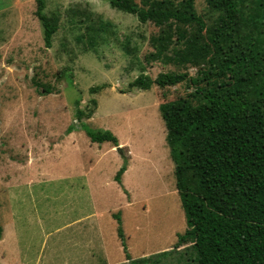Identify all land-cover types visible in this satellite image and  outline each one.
I'll use <instances>...</instances> for the list:
<instances>
[{"label":"rangeland","instance_id":"rangeland-1","mask_svg":"<svg viewBox=\"0 0 264 264\" xmlns=\"http://www.w3.org/2000/svg\"><path fill=\"white\" fill-rule=\"evenodd\" d=\"M165 1L173 8L189 4L206 27L219 15L207 0ZM45 2V14L59 25L48 49L35 0H0V264H127L125 253L135 260L172 250L186 222L158 105L189 91L184 85L129 90L128 84L142 73L195 78L201 65L149 56L169 38L182 48L171 37L182 33L190 35L191 51H204L203 33L142 23L108 0ZM83 18L105 25L91 48ZM242 21L232 36L260 48L264 24L249 34L245 28L253 23L247 16ZM39 85L51 92L40 93ZM86 129L111 132L117 146L91 142ZM121 155L128 162L122 186L114 181Z\"/></svg>","mask_w":264,"mask_h":264},{"label":"trees","instance_id":"trees-1","mask_svg":"<svg viewBox=\"0 0 264 264\" xmlns=\"http://www.w3.org/2000/svg\"><path fill=\"white\" fill-rule=\"evenodd\" d=\"M45 1L35 0L34 15L48 49L59 25L45 14ZM207 1L219 13L211 27L189 4L173 8L164 5L165 0L144 5L108 0L112 9L132 14L142 23L196 29L208 45L204 51H191L185 41L190 35L172 34L174 45L183 47L176 49L169 38L165 44L157 43L158 51L149 59L201 65L196 77L170 71L153 79L142 73L128 84L129 90L184 85L189 92L158 105L186 229L177 234L172 250L135 260L125 253L127 264H264V38L259 48L256 42L232 36L245 16L247 24L253 23L245 30L257 33L264 24V0ZM84 21L90 22L91 48L94 35L105 31V25L96 28L91 20ZM169 50L174 58L165 54ZM39 87L40 93L51 92L50 87ZM76 115L80 118L83 113L77 109ZM85 133L91 142L118 144L109 131L86 129ZM121 158L123 164L114 176L120 186L128 166L125 156ZM117 224V237L126 251L118 219Z\"/></svg>","mask_w":264,"mask_h":264},{"label":"crops","instance_id":"crops-1","mask_svg":"<svg viewBox=\"0 0 264 264\" xmlns=\"http://www.w3.org/2000/svg\"><path fill=\"white\" fill-rule=\"evenodd\" d=\"M127 169H128V166H127ZM127 169H126V171H125V173H124V174H126V172H127ZM101 246H102V245H100V248H99V249H97L99 252L101 251ZM90 254H91V255H92V254H94V253H93V250H91ZM93 256H94V255H93ZM106 262H107V260H106Z\"/></svg>","mask_w":264,"mask_h":264}]
</instances>
